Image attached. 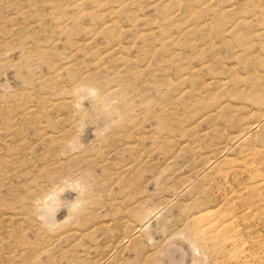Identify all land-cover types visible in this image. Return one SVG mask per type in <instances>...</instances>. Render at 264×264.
I'll use <instances>...</instances> for the list:
<instances>
[{
  "label": "rangeland",
  "instance_id": "374dc122",
  "mask_svg": "<svg viewBox=\"0 0 264 264\" xmlns=\"http://www.w3.org/2000/svg\"><path fill=\"white\" fill-rule=\"evenodd\" d=\"M0 264H264V0H0Z\"/></svg>",
  "mask_w": 264,
  "mask_h": 264
},
{
  "label": "bare ground",
  "instance_id": "6f19581e",
  "mask_svg": "<svg viewBox=\"0 0 264 264\" xmlns=\"http://www.w3.org/2000/svg\"><path fill=\"white\" fill-rule=\"evenodd\" d=\"M210 228V227H209ZM200 234L204 236V239H206L207 237H210L208 234V231H205V229H202V226L200 227ZM207 243V242H206ZM205 243V244H206Z\"/></svg>",
  "mask_w": 264,
  "mask_h": 264
}]
</instances>
